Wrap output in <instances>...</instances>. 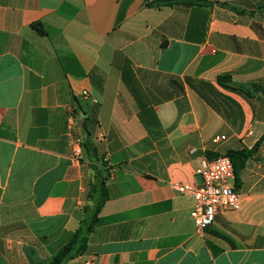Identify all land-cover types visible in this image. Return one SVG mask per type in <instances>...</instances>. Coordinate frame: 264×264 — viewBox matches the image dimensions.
<instances>
[{
	"label": "crops",
	"instance_id": "obj_1",
	"mask_svg": "<svg viewBox=\"0 0 264 264\" xmlns=\"http://www.w3.org/2000/svg\"><path fill=\"white\" fill-rule=\"evenodd\" d=\"M161 1L0 0V264H47L102 179L66 264H264V0ZM243 149L241 209L197 231L174 185Z\"/></svg>",
	"mask_w": 264,
	"mask_h": 264
},
{
	"label": "built area",
	"instance_id": "obj_2",
	"mask_svg": "<svg viewBox=\"0 0 264 264\" xmlns=\"http://www.w3.org/2000/svg\"><path fill=\"white\" fill-rule=\"evenodd\" d=\"M82 94L88 96L89 93L83 91ZM224 139L225 137H217L213 142L218 143ZM196 175L202 180L200 186L175 184L174 188L179 193L194 198L195 206L191 217L197 231L203 232L213 225L219 211H239L242 205L235 187V168L229 156L204 159L196 169Z\"/></svg>",
	"mask_w": 264,
	"mask_h": 264
},
{
	"label": "trees",
	"instance_id": "obj_3",
	"mask_svg": "<svg viewBox=\"0 0 264 264\" xmlns=\"http://www.w3.org/2000/svg\"><path fill=\"white\" fill-rule=\"evenodd\" d=\"M160 2V1H159ZM158 2V3H159ZM186 3L189 5H200L202 4L199 0H163L161 3L163 4H175V3ZM40 34H44V31L41 28L40 24L32 25ZM229 80L228 76H222L219 78L220 82ZM85 147L88 150H94L91 145L89 135L85 142ZM254 150L243 149L241 151H228L227 156L233 162L235 168L236 178L238 177L243 170L247 160L253 155ZM218 155L217 157H219ZM95 191L98 193V199L95 202V207L91 213L90 218L83 222L82 227L73 235L71 241L65 245L56 255L52 257V259L47 264H66L69 260L74 259L78 255L84 254L87 251V243L89 241V236L93 231L95 225L99 221V213L104 206L108 195L106 191V183L105 179L99 181V183L95 186Z\"/></svg>",
	"mask_w": 264,
	"mask_h": 264
}]
</instances>
